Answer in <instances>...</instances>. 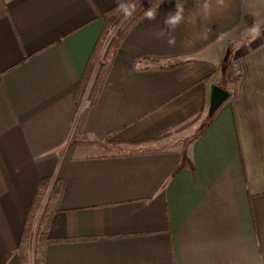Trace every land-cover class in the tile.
Returning a JSON list of instances; mask_svg holds the SVG:
<instances>
[{
    "label": "crops",
    "instance_id": "crops-1",
    "mask_svg": "<svg viewBox=\"0 0 264 264\" xmlns=\"http://www.w3.org/2000/svg\"><path fill=\"white\" fill-rule=\"evenodd\" d=\"M119 2L0 0V264L47 177L45 264H264V0H162L77 105Z\"/></svg>",
    "mask_w": 264,
    "mask_h": 264
},
{
    "label": "trees",
    "instance_id": "trees-1",
    "mask_svg": "<svg viewBox=\"0 0 264 264\" xmlns=\"http://www.w3.org/2000/svg\"><path fill=\"white\" fill-rule=\"evenodd\" d=\"M162 0H125L134 6L130 17H125L118 5L102 14L103 28L93 47L85 71L77 88L74 100L77 105L86 101L93 106L102 90L119 46L149 11H153ZM207 117L206 121L211 120ZM195 121V120H194ZM63 184L53 183L50 177L42 178L34 191L31 206L26 217L17 254L20 264H45V250L49 245L48 231L52 216L57 211Z\"/></svg>",
    "mask_w": 264,
    "mask_h": 264
},
{
    "label": "water",
    "instance_id": "water-1",
    "mask_svg": "<svg viewBox=\"0 0 264 264\" xmlns=\"http://www.w3.org/2000/svg\"><path fill=\"white\" fill-rule=\"evenodd\" d=\"M209 107H208V117H211L215 112L222 106V104L228 100L230 95L225 90L219 88L218 86L212 84L209 87Z\"/></svg>",
    "mask_w": 264,
    "mask_h": 264
},
{
    "label": "clouds",
    "instance_id": "clouds-1",
    "mask_svg": "<svg viewBox=\"0 0 264 264\" xmlns=\"http://www.w3.org/2000/svg\"><path fill=\"white\" fill-rule=\"evenodd\" d=\"M119 10L121 12H123V14L125 15V17H130L132 15V12L134 10V6H130L126 3L123 2V0H120L119 4H118ZM147 16L149 19H155V15L153 12L149 11L147 13ZM181 15L179 12H177L176 15L170 16L169 18H167L164 23L165 25L174 28L175 26H177L180 22H181ZM258 34V33H257ZM172 41H170L171 43Z\"/></svg>",
    "mask_w": 264,
    "mask_h": 264
},
{
    "label": "built area",
    "instance_id": "built-area-1",
    "mask_svg": "<svg viewBox=\"0 0 264 264\" xmlns=\"http://www.w3.org/2000/svg\"><path fill=\"white\" fill-rule=\"evenodd\" d=\"M242 75L243 73L240 68L232 67V77L236 79V78H240Z\"/></svg>",
    "mask_w": 264,
    "mask_h": 264
},
{
    "label": "rangeland",
    "instance_id": "rangeland-1",
    "mask_svg": "<svg viewBox=\"0 0 264 264\" xmlns=\"http://www.w3.org/2000/svg\"><path fill=\"white\" fill-rule=\"evenodd\" d=\"M236 79H238V78H236ZM236 79L234 77H232V80L231 81H234V80L236 81Z\"/></svg>",
    "mask_w": 264,
    "mask_h": 264
}]
</instances>
